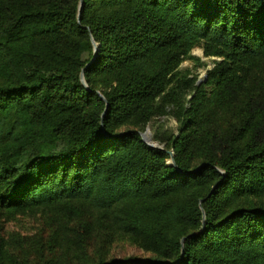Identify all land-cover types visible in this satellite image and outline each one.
Returning <instances> with one entry per match:
<instances>
[{
    "label": "trees",
    "instance_id": "16d2710c",
    "mask_svg": "<svg viewBox=\"0 0 264 264\" xmlns=\"http://www.w3.org/2000/svg\"><path fill=\"white\" fill-rule=\"evenodd\" d=\"M263 70L264 0H0V217L87 212L153 255L90 264H264ZM0 264L30 263L0 236Z\"/></svg>",
    "mask_w": 264,
    "mask_h": 264
},
{
    "label": "rangeland",
    "instance_id": "374dc122",
    "mask_svg": "<svg viewBox=\"0 0 264 264\" xmlns=\"http://www.w3.org/2000/svg\"><path fill=\"white\" fill-rule=\"evenodd\" d=\"M190 54L195 58L184 59L178 69L193 77L196 80L195 85L199 86L200 83L207 82V73L220 58L204 56L201 47H194ZM210 88V85L203 87L207 91ZM262 89L264 70L255 84L256 91ZM192 94L193 91L187 95V99H190ZM158 125L166 130H176V121L171 115L158 116L145 124L141 131L146 142L156 144L152 137ZM87 214L83 212L77 217H67L62 221L57 216L40 213L16 215L8 219L0 217V236L6 240L11 253L30 264H36L39 257L51 258L54 264H90L129 256L153 257L150 252L139 248L125 235L109 229L104 222L95 218V215Z\"/></svg>",
    "mask_w": 264,
    "mask_h": 264
},
{
    "label": "water",
    "instance_id": "95a60500",
    "mask_svg": "<svg viewBox=\"0 0 264 264\" xmlns=\"http://www.w3.org/2000/svg\"><path fill=\"white\" fill-rule=\"evenodd\" d=\"M80 5H81V0H80ZM93 46H94V52H96V44L93 42ZM81 79H82V74H81ZM141 137L143 139L144 142H146V140L144 139V135L141 134ZM148 145L152 146V147H156L157 144H154V143H149V142H146ZM171 163L173 164V160L170 159Z\"/></svg>",
    "mask_w": 264,
    "mask_h": 264
}]
</instances>
